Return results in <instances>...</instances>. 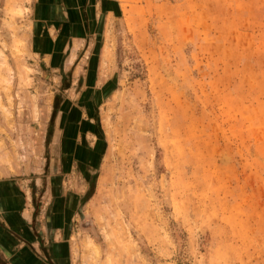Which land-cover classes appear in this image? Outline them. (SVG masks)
Segmentation results:
<instances>
[{
  "label": "rangeland",
  "instance_id": "obj_1",
  "mask_svg": "<svg viewBox=\"0 0 264 264\" xmlns=\"http://www.w3.org/2000/svg\"><path fill=\"white\" fill-rule=\"evenodd\" d=\"M34 1L0 0V176L73 264H264V0H104L55 61Z\"/></svg>",
  "mask_w": 264,
  "mask_h": 264
},
{
  "label": "crops",
  "instance_id": "obj_2",
  "mask_svg": "<svg viewBox=\"0 0 264 264\" xmlns=\"http://www.w3.org/2000/svg\"><path fill=\"white\" fill-rule=\"evenodd\" d=\"M34 2V49L39 53L47 51L54 56V61L60 55V41L54 43L58 35L55 30L75 29L73 35L64 30L60 34L61 37L71 39V44L73 41L85 40L88 35L85 33L86 29L90 23L93 27L102 8L103 13H109V10L104 9L108 8V2L105 4L104 0ZM87 14L92 16L87 18ZM45 29L48 30V35ZM46 37L50 38L47 44ZM74 52H69L64 61L74 60L75 57L69 58L75 55ZM31 195L30 188L15 177L10 174L0 176V264H73L68 249L62 242L61 230L47 232L48 215L38 204L39 208L35 211ZM53 210L54 214L51 216L60 219L63 211L59 214V209Z\"/></svg>",
  "mask_w": 264,
  "mask_h": 264
}]
</instances>
